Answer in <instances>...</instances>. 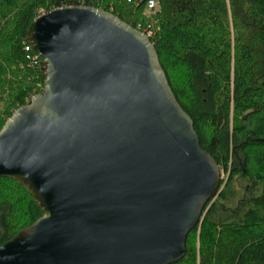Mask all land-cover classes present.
<instances>
[{
	"label": "water",
	"instance_id": "1",
	"mask_svg": "<svg viewBox=\"0 0 264 264\" xmlns=\"http://www.w3.org/2000/svg\"><path fill=\"white\" fill-rule=\"evenodd\" d=\"M28 43L44 91L0 131V178L43 217L0 264H176L221 173L202 150L150 37L111 13L42 14Z\"/></svg>",
	"mask_w": 264,
	"mask_h": 264
},
{
	"label": "trees",
	"instance_id": "2",
	"mask_svg": "<svg viewBox=\"0 0 264 264\" xmlns=\"http://www.w3.org/2000/svg\"><path fill=\"white\" fill-rule=\"evenodd\" d=\"M71 7L150 31L202 150L229 175L176 264H264V0H0V131L44 91L25 51L31 25ZM42 217L21 185L0 178V247Z\"/></svg>",
	"mask_w": 264,
	"mask_h": 264
},
{
	"label": "built area",
	"instance_id": "3",
	"mask_svg": "<svg viewBox=\"0 0 264 264\" xmlns=\"http://www.w3.org/2000/svg\"><path fill=\"white\" fill-rule=\"evenodd\" d=\"M156 4L154 2H151L149 4V10L150 11H155L156 10ZM150 31L147 29L145 30L143 33L146 34L148 37H151V33H149ZM25 51L27 53L33 51V49L31 48V46L28 44L25 48ZM34 52V51H33ZM35 53V52H34ZM30 63L32 65V67H40L41 68V64H42V58L35 53V55H31L30 57ZM44 90V89H43ZM32 99V98H31Z\"/></svg>",
	"mask_w": 264,
	"mask_h": 264
},
{
	"label": "rangeland",
	"instance_id": "4",
	"mask_svg": "<svg viewBox=\"0 0 264 264\" xmlns=\"http://www.w3.org/2000/svg\"><path fill=\"white\" fill-rule=\"evenodd\" d=\"M42 13H43V11H42ZM41 13V14H42ZM220 173H221V187H220V191H219V195H220V193L222 192V190H223V188L225 187V185H226V183L228 182V178H229V175L226 173V171L224 170V171H221L220 170ZM218 195V196H219ZM217 196V197H218Z\"/></svg>",
	"mask_w": 264,
	"mask_h": 264
}]
</instances>
